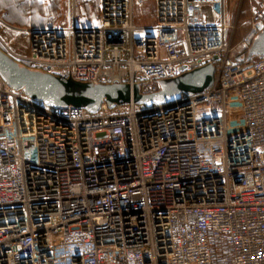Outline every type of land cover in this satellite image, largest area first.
I'll return each mask as SVG.
<instances>
[{
  "label": "built area",
  "instance_id": "obj_1",
  "mask_svg": "<svg viewBox=\"0 0 264 264\" xmlns=\"http://www.w3.org/2000/svg\"><path fill=\"white\" fill-rule=\"evenodd\" d=\"M85 1L90 24L71 0L70 23L32 29L29 54L10 56L142 93L208 64L215 83L93 114L0 76V264H264V56L237 60L264 29V2L249 0L235 42L227 0ZM207 1L217 22L202 16Z\"/></svg>",
  "mask_w": 264,
  "mask_h": 264
},
{
  "label": "water",
  "instance_id": "obj_2",
  "mask_svg": "<svg viewBox=\"0 0 264 264\" xmlns=\"http://www.w3.org/2000/svg\"><path fill=\"white\" fill-rule=\"evenodd\" d=\"M264 56V29L247 51V59ZM0 76L14 90H24L31 98L51 107H81L97 114L105 104L116 106L135 104L152 108L169 105L183 95L193 96L210 89L215 83L216 67L213 64L197 68L175 78L167 86L153 93H142L138 84L93 85L60 78L20 65L0 47Z\"/></svg>",
  "mask_w": 264,
  "mask_h": 264
},
{
  "label": "rangeland",
  "instance_id": "obj_3",
  "mask_svg": "<svg viewBox=\"0 0 264 264\" xmlns=\"http://www.w3.org/2000/svg\"><path fill=\"white\" fill-rule=\"evenodd\" d=\"M209 2V3H208ZM211 1L203 4L202 16L207 22L217 21L219 13L215 12ZM152 10L153 4L148 5ZM226 11L234 19L238 14L235 42H238L250 26L249 0H227ZM68 0H0V16L6 22L11 17L20 28L65 26L69 18ZM146 13V12H145ZM8 15V16H7ZM4 22V21H3ZM174 79L159 82V89Z\"/></svg>",
  "mask_w": 264,
  "mask_h": 264
},
{
  "label": "crops",
  "instance_id": "obj_4",
  "mask_svg": "<svg viewBox=\"0 0 264 264\" xmlns=\"http://www.w3.org/2000/svg\"><path fill=\"white\" fill-rule=\"evenodd\" d=\"M252 1L264 2V0H252ZM68 4H69L70 12L66 25L70 23L73 14L71 0H68ZM77 4H78V14L80 15V23L83 25L90 24L93 21V17L95 13L97 12V8H95L92 5V3H86L85 0H78ZM6 20L7 22L3 19L4 23L0 25V47L12 57L27 56L29 54V49H30L29 32L32 29H36L40 27L20 28V26L16 24V22H14V20H12L11 17L10 18L7 17Z\"/></svg>",
  "mask_w": 264,
  "mask_h": 264
},
{
  "label": "trees",
  "instance_id": "obj_5",
  "mask_svg": "<svg viewBox=\"0 0 264 264\" xmlns=\"http://www.w3.org/2000/svg\"><path fill=\"white\" fill-rule=\"evenodd\" d=\"M257 59L256 58H253L251 61H249L247 59V52L243 53V55H241L237 60L243 64H250L252 62H254L255 60ZM139 108H146L145 106H138Z\"/></svg>",
  "mask_w": 264,
  "mask_h": 264
}]
</instances>
